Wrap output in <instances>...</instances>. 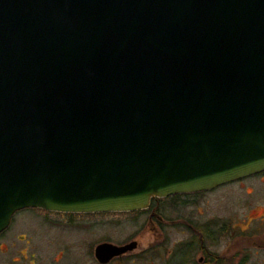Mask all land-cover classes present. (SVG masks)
Here are the masks:
<instances>
[{
	"label": "water",
	"instance_id": "1",
	"mask_svg": "<svg viewBox=\"0 0 264 264\" xmlns=\"http://www.w3.org/2000/svg\"><path fill=\"white\" fill-rule=\"evenodd\" d=\"M263 170L264 0H0V232Z\"/></svg>",
	"mask_w": 264,
	"mask_h": 264
},
{
	"label": "flooded vegetation",
	"instance_id": "2",
	"mask_svg": "<svg viewBox=\"0 0 264 264\" xmlns=\"http://www.w3.org/2000/svg\"><path fill=\"white\" fill-rule=\"evenodd\" d=\"M250 178L264 184V170L166 196L190 197L184 202L154 197L146 208L131 211L19 209L0 232V264H248L252 251L264 253V185L261 202L249 201L244 227L238 218H210L197 197ZM184 207L186 214L180 211ZM122 225L126 233L114 236L113 228ZM103 245L113 248L101 252Z\"/></svg>",
	"mask_w": 264,
	"mask_h": 264
},
{
	"label": "rangeland",
	"instance_id": "3",
	"mask_svg": "<svg viewBox=\"0 0 264 264\" xmlns=\"http://www.w3.org/2000/svg\"><path fill=\"white\" fill-rule=\"evenodd\" d=\"M264 185L259 178H250L243 181H238L227 186H223L221 189L210 193L198 196L200 202L199 204L207 209V215L211 218L213 216L226 217L229 220H234L238 218L240 224L244 227L248 219V212L250 210L249 201L255 204L252 199L256 200V203H260L262 199V194L260 193ZM254 187V193L248 194L251 188ZM168 200H177L184 202L187 200L188 196H172L164 197ZM258 199V202H257ZM183 214H186V208H180ZM27 213H24L26 215ZM241 220H246L242 222ZM120 226L119 229L113 228L114 236L124 235L126 230ZM99 230L103 227H99ZM98 230V231H99ZM178 237L182 234L178 233ZM251 259L248 264H264V253L263 252H251ZM164 264V261H161Z\"/></svg>",
	"mask_w": 264,
	"mask_h": 264
}]
</instances>
